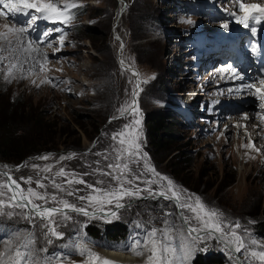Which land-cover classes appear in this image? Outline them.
Returning a JSON list of instances; mask_svg holds the SVG:
<instances>
[{"label":"rangeland","instance_id":"rangeland-1","mask_svg":"<svg viewBox=\"0 0 264 264\" xmlns=\"http://www.w3.org/2000/svg\"><path fill=\"white\" fill-rule=\"evenodd\" d=\"M64 2L65 0H61V4ZM80 4L83 6L78 11L79 23L72 31L74 33L72 38L78 48L68 54L50 56L51 60H48L49 63L46 65L47 71L27 72L28 68L23 65L25 72L17 71L14 79H5L7 65L10 61L16 62V59L13 53L10 54L8 51L0 53V56L7 57L0 63V111L16 110V106H20L19 112L26 113V120L31 121L41 110L45 116L44 120L52 126L55 124L52 128L54 130L52 150L39 151L18 164H10L0 159V184L6 183L4 171L17 179L24 188L31 187L37 192L54 194L58 199H67L78 207L85 206L89 212L97 213H94V218L75 212L68 213L72 217L70 220H64L61 216L54 217L56 230L63 233V239L51 237L52 242L48 243L47 239L43 238L44 232L47 231L42 227L44 221L26 218L29 211L25 209L7 208L5 211L12 215L0 216V252L4 251V243L14 235L19 234L23 240L31 233L36 237L35 247L46 249L34 257L41 264H47L48 261L54 264L57 257H62L65 261H85V257H81L76 248L80 243H84L101 257H104L102 250L109 249L133 255L135 260L132 264H145L143 258L135 256L127 248L135 240L142 242L146 240L147 233L152 229L162 231L173 226L172 236L179 247L180 237L187 234V229L200 225L194 214L182 209L174 199L158 196L160 191L166 190L164 187L166 181L145 184L144 180L157 179L152 173L145 172L142 179L136 183L141 189L150 187L156 195L144 191L141 198L122 201L128 205L126 208L105 205L103 212L108 214L104 215L95 207L88 206L87 201L79 199L80 196L90 195L91 189L75 183L69 186L64 178L54 175L60 168H64L66 172L72 174L69 175V179L74 175L76 178L84 179L88 184L95 185L98 179H104L110 185L115 184L109 177H101L96 170L111 171L106 165L117 162L114 159L116 154L114 149L120 147L118 141L112 137L124 131L129 125L137 127L134 124L136 119L141 120L138 127L142 132L139 140L142 152L147 155L148 162L157 172L174 182L177 191L182 195L181 203L187 200L188 196H198L208 209L222 214L225 227L239 223L240 228L235 231L244 237L248 249L260 251V245H264V231L259 228L260 223L264 222V139L256 138L254 133V138L247 139L246 116L240 118L242 113L225 115L222 121L219 119L218 130L212 128V135L210 132L191 130L183 125L179 127L170 125L171 134L176 137L180 148L169 152L158 148L152 149L147 140L149 132L147 118L151 112L164 108L155 102V99H161V91H172L177 85L181 91L180 95H184L188 100L186 95H189L190 91L185 87L195 88L189 82L191 75H185L173 65V62L177 61L181 64L179 67L181 69L188 58L181 54L186 53V50L178 49L179 44L175 38L178 36H171L179 33L186 19L175 18L170 0H80ZM147 14L154 18H148ZM195 16L200 18L201 14ZM89 22L90 25L86 26L92 27L91 32L84 28ZM4 24L5 20L0 19V29L5 30L2 27ZM71 24H74V19ZM69 48L76 49L72 43ZM45 51L50 54L56 52L54 48H46ZM121 60L130 64L138 75L124 68L120 64ZM209 73H212L210 69ZM156 75L162 79L157 80ZM22 76L24 78H21ZM45 77L54 78L57 87L54 88L48 83L37 86ZM33 80L36 84L32 83ZM61 81L65 83H59ZM162 81L165 85H162ZM224 82L225 78H222L220 87H225ZM200 88L204 89L202 86ZM192 93L199 94L198 91ZM200 94V98L203 97V94ZM132 98L136 99L134 107H138L139 112L134 113L129 108L122 115L119 109L132 105ZM230 101L235 99L231 98ZM8 104L11 108H6ZM200 108L198 107V110ZM228 117L241 120L238 123L234 119L227 120ZM165 118L168 119L166 123L167 121L170 123L166 115ZM200 121H196L194 125H199ZM208 121L205 120L203 130H210ZM25 131L26 133L33 131L30 123ZM25 140L27 144L37 143L30 136ZM251 144H255L260 151L245 148V145ZM104 155H108L109 159L105 160ZM43 156H48L49 159H37ZM63 156L72 158L61 160L60 157ZM129 163L134 171H143V160L139 165L130 161ZM48 167L52 168V172L43 171ZM27 177L32 178V184L24 183L23 178ZM44 177L48 179L45 180ZM53 178L56 183L75 190L76 194L67 196L57 191L52 185ZM36 181H42L46 188H39ZM186 181H192L193 186L199 184L197 191L187 188L184 183ZM168 195L171 196V193ZM0 199L7 200V195ZM46 206L59 207L52 201ZM154 207H158L159 210H155ZM111 211H117V216L112 217ZM184 217L191 220L190 225L184 222ZM108 224L127 225V248H123L127 251L110 247L114 244L108 243L113 242H107L103 236L94 239L87 233L90 227L102 228ZM200 235L205 239L198 244L190 264L199 251L206 249L208 250L205 254L220 253L223 264H247L243 259V253L236 256L235 252H232L235 246L221 233L201 232ZM252 240L257 244L252 245ZM117 244L122 245V240ZM177 263L178 260L175 264ZM252 264L259 262L253 261Z\"/></svg>","mask_w":264,"mask_h":264},{"label":"snow or ice","instance_id":"snow-or-ice-1","mask_svg":"<svg viewBox=\"0 0 264 264\" xmlns=\"http://www.w3.org/2000/svg\"><path fill=\"white\" fill-rule=\"evenodd\" d=\"M238 3V10L243 12L244 17L238 18L237 22L242 23L245 28L250 27L249 21H252L255 24H259L262 19H264V5L260 4H248L244 0H236ZM3 9L7 11L0 10V17H4L6 20L9 15L13 18L17 14L24 15L29 17L28 26L13 27L11 21L4 24L2 27L5 31L0 32V53L8 51L10 54L15 53L17 49H21L23 53H28L29 55L33 52L37 56L42 55L43 59L39 60L36 57H31L32 67L35 69L37 65L41 72H45L48 69L46 65L49 63L46 53H42L41 49L38 47H33L32 41L25 42L23 35L28 32L29 26L31 23H34L38 19L51 20L53 22H59L61 24H69L74 19V13L72 10L82 7V4H79L73 0V2H65L61 4V0H2ZM40 14L30 15L31 12ZM235 15V13H233ZM225 29L228 28V24H224ZM251 32L256 33L257 29L252 27ZM48 33H45L47 36ZM13 39L15 44H13ZM119 39V37H117ZM26 43V46H25ZM59 44L62 47L64 44V38L61 36ZM51 47V44H49ZM59 49H56L58 51ZM256 49H253L255 51ZM7 57L0 56V63L6 60ZM28 62V57H25L23 61H10L7 65V74L5 79H14L15 72H22V64ZM124 61L121 60L123 65ZM223 72L231 73L233 77L237 79H243L242 76L237 74V70L231 65L226 66ZM134 75L138 73L133 72ZM21 78H24L23 76ZM145 83L147 81H144ZM33 84H36V81H32ZM51 84L52 87H57V83L53 79H48L45 77L40 80V86L42 84ZM59 83H65L63 81ZM260 87L258 88L256 84L247 83L243 85L247 89H255V92L252 94H258V98L261 101H264V79L259 80ZM139 88V84H137ZM231 91V89H229ZM135 101L132 105H126L125 107L119 109L121 114L128 111L129 108L132 109L134 113H138V107H134ZM261 108H264V103H261ZM247 119V117H245ZM264 119V117H262ZM134 124L137 127L131 125L127 126L124 131L119 132L116 136H113V140H117L120 145L119 148L114 149L115 154V163H108L106 165L107 169L111 171H104L102 169H97L101 177H109L111 181H115V184L110 185L104 179H98L96 184H88L82 178H76L73 175V178L69 179V174L60 168L54 175L55 177L64 178L67 185L71 186L72 184L85 185L87 188L91 189V194L88 196H80L79 199L82 201H87L88 206L95 207L97 211L103 212L105 205H113L115 208H126L128 205L122 203L126 199H137L141 198V193L147 191L150 195L155 196L156 193L152 191L149 187L147 189L139 188L136 182L140 181L145 175V172H150L156 180H144L145 184L151 185L157 182L166 181V190L160 191L158 194L165 197L166 199H174L182 209H186L194 214V217L199 227H189L187 229V234L180 237L179 247L176 246L174 238L172 236L173 227L166 228L164 230L152 229L147 233V238L143 242L140 240H135L131 246L127 248L128 251H131L135 256L141 257L144 259L145 264H175L178 260L179 264H190L194 252L197 250L198 244L202 243L205 239L204 236H201V232H217L232 245L235 246L236 253H243V259L247 264H252L253 261H258L259 264H264V245H260L261 250H249L246 246V242L243 236L238 234L235 229L240 228V224L236 223L235 225H227L225 227L222 214L216 210L208 209L205 204L200 200L198 196H188L187 200L181 203L182 195L177 191V186L174 182L167 176H163L161 173L157 172L155 167L151 166L148 162L147 155L142 152L141 144L139 143L140 136L142 132L139 130L141 125V120L136 119ZM252 148L253 150L259 152L260 150L256 148L255 144L245 145V148ZM72 156H63L60 157L61 160L71 159ZM37 159L48 160V156L37 157ZM104 159L108 160V155H104ZM143 160L142 165L143 171H134L130 167V163L139 165L140 161ZM37 167V166H34ZM46 172H52V168L48 167L43 169ZM118 173V174H114ZM48 179V177H44ZM25 184H32V178L27 177L23 178ZM37 185L41 189H45L46 185L42 181H36ZM52 185L57 191L65 193L67 196H74L76 194L75 190L70 187H64L60 183H56V180L52 179ZM96 185H105L104 187H98ZM171 193V196L168 193ZM7 195V200L0 199V216H9L12 213L5 211L7 208H29L30 211L26 218L30 220L39 219L44 221L42 227L47 231L44 232L43 238L47 239L48 243H51V237L56 239H63V233L56 230V221L54 217L61 216L64 220H70L72 217L68 214L69 212H75L80 215L90 216L94 218V213H89L88 207L77 206L74 203L69 202L67 199H58L56 195H49L46 192H37L34 188H24L21 186V183L14 179L12 176H7V182L0 184V197H5ZM192 201L189 203L188 201ZM36 201H41L43 203H37ZM49 201L58 204L59 207H47ZM112 217H116V212H111ZM184 222L186 224H191V220L188 217H184ZM252 245H256L255 240L251 241ZM36 237L34 234H29L23 240L19 234L14 235L6 243H4V251L0 252V264H41L40 261L34 259L39 252H44L46 249L40 248L37 249ZM78 254L81 257H85V261L82 264H116V262L111 261L105 257H101L98 253L92 251L84 243L76 245ZM147 253V255H146ZM57 264H64V258L57 257ZM47 264H52L51 261H48ZM75 264V262H72Z\"/></svg>","mask_w":264,"mask_h":264},{"label":"trees","instance_id":"trees-1","mask_svg":"<svg viewBox=\"0 0 264 264\" xmlns=\"http://www.w3.org/2000/svg\"><path fill=\"white\" fill-rule=\"evenodd\" d=\"M147 17L150 18L151 15L147 14ZM84 28L91 32V26H84ZM156 79L161 80L162 78L156 75ZM161 83L162 85H165L163 81ZM166 93H168V91H161V99L166 98ZM6 108H11L10 104H8ZM20 109V106H16V110L10 109L3 112L0 111V159L7 161L10 164H18V162L20 163L24 158H27L39 151L52 150L53 148V144H51V142L54 136V130H52V128L55 124L52 126L47 120H44L45 116L42 115L41 110L38 111L36 114L37 116L34 119L28 121L26 120L27 114L19 112ZM163 112L165 114H162ZM22 114L25 116L24 119ZM165 115L169 118L170 123L168 121L166 123V120L168 119L165 118ZM19 116L23 117L20 118ZM147 120H149V122L147 121V126L149 128L147 140L152 146V149L157 150L158 148L169 152L173 149L175 150L180 148V146L177 145L178 142L175 140L176 137L171 134L172 130L170 129V125L179 127L182 124L177 118L170 115L168 108L164 107L162 110H155L151 112L150 117H148ZM28 123L31 124L33 131L26 133L25 128ZM29 136L37 143L27 144V140L25 139ZM77 145H79V141ZM184 183L190 190L194 192L197 191L199 184L196 183V186H193L192 181H186ZM154 208L155 210H159L158 207ZM142 209L143 208H140V210ZM250 215H253V213H250ZM259 228L264 231V222L260 223ZM88 230L89 234L94 239H99L104 236L110 242H118L125 238L127 234V226L125 224H108L106 226L104 225L102 228L90 227ZM196 259L197 260L193 261V264H223L218 253L210 252L207 258H204L199 254Z\"/></svg>","mask_w":264,"mask_h":264},{"label":"bare ground","instance_id":"bare-ground-1","mask_svg":"<svg viewBox=\"0 0 264 264\" xmlns=\"http://www.w3.org/2000/svg\"><path fill=\"white\" fill-rule=\"evenodd\" d=\"M228 96L231 97L232 95H228ZM262 113H263V110L260 111V114H262ZM250 116H251V114H250ZM250 125L252 126V124H250ZM242 134H243V131H242ZM102 252H101L103 254L102 256H104L105 258L114 259V260H117V261L122 262L124 264H132L133 261L135 260L133 255H129V254L123 253V252H118L115 250L103 249Z\"/></svg>","mask_w":264,"mask_h":264},{"label":"water","instance_id":"water-1","mask_svg":"<svg viewBox=\"0 0 264 264\" xmlns=\"http://www.w3.org/2000/svg\"><path fill=\"white\" fill-rule=\"evenodd\" d=\"M123 67H124V68H127V69H130V70H132L133 72L136 73V71L133 69V67H132L131 65H129V64H124ZM135 100H136V99L133 98V101H135ZM3 173H4V175H5L6 182H7V176H8L9 174H7V173L4 172V171H3ZM158 196H160V195H158ZM29 208H30V206H29ZM29 208H27V209H29ZM111 212H112V211H111ZM89 213H97V212H95V211H91V212H89ZM100 213H101V214H104V215H107V214H108V213H106V212H100ZM107 259H109V258H107ZM109 260L116 262V264H124V263L119 262V261L114 260V259H109ZM72 262H75V264H82V262H80V261H72ZM72 262H64V264H72ZM54 264H57V261L54 262Z\"/></svg>","mask_w":264,"mask_h":264},{"label":"clouds","instance_id":"clouds-1","mask_svg":"<svg viewBox=\"0 0 264 264\" xmlns=\"http://www.w3.org/2000/svg\"><path fill=\"white\" fill-rule=\"evenodd\" d=\"M78 20H79V18H78ZM86 25H90V22L87 23V24H85V26H86ZM74 50H77V49H72L70 52H74ZM120 64H121V61H120ZM124 64H128V63H125V62H124L123 65H124ZM121 65H122V64H121ZM123 65H122V66H123ZM129 65H130V64H129ZM129 70H130V69H129ZM130 71H131V70H130ZM132 99H133V98H132Z\"/></svg>","mask_w":264,"mask_h":264}]
</instances>
